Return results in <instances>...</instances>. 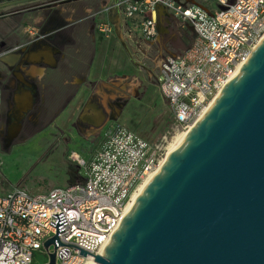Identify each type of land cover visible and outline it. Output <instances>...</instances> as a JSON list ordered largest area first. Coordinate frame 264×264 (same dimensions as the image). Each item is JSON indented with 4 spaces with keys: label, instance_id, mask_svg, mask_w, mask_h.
I'll return each instance as SVG.
<instances>
[{
    "label": "built area",
    "instance_id": "1",
    "mask_svg": "<svg viewBox=\"0 0 264 264\" xmlns=\"http://www.w3.org/2000/svg\"><path fill=\"white\" fill-rule=\"evenodd\" d=\"M197 1L204 8L194 0H118L114 5L148 40L158 36V19L164 17L157 5L181 28L193 29L187 49L154 61L160 89L182 129L201 118L264 38V0ZM97 27L113 33L108 21ZM166 154L163 145L112 121L85 157L73 152L85 169L83 181L46 193L24 188L0 193V264H33L38 253L47 257L44 264L51 263L53 253L55 264H88L94 254H103L134 193L161 169Z\"/></svg>",
    "mask_w": 264,
    "mask_h": 264
},
{
    "label": "water",
    "instance_id": "2",
    "mask_svg": "<svg viewBox=\"0 0 264 264\" xmlns=\"http://www.w3.org/2000/svg\"><path fill=\"white\" fill-rule=\"evenodd\" d=\"M93 256L97 264H264V38Z\"/></svg>",
    "mask_w": 264,
    "mask_h": 264
},
{
    "label": "crops",
    "instance_id": "3",
    "mask_svg": "<svg viewBox=\"0 0 264 264\" xmlns=\"http://www.w3.org/2000/svg\"><path fill=\"white\" fill-rule=\"evenodd\" d=\"M117 2L34 0L0 10V141H98L137 94L140 65L154 72L156 59L186 48L168 44L169 16L148 40ZM102 21L113 33L99 30Z\"/></svg>",
    "mask_w": 264,
    "mask_h": 264
},
{
    "label": "rangeland",
    "instance_id": "4",
    "mask_svg": "<svg viewBox=\"0 0 264 264\" xmlns=\"http://www.w3.org/2000/svg\"><path fill=\"white\" fill-rule=\"evenodd\" d=\"M188 30L181 29L185 36L192 37L185 49L195 36ZM136 72L140 81L138 92L124 104L119 121L148 141L163 145L167 151L174 137L185 129L178 128L156 71L150 73L140 65ZM93 145L94 141H14L13 144L0 141V193L8 194L17 188L46 193L55 187L83 181L85 169L73 158V152L85 157ZM46 261L47 257L38 253L33 264Z\"/></svg>",
    "mask_w": 264,
    "mask_h": 264
},
{
    "label": "bare ground",
    "instance_id": "5",
    "mask_svg": "<svg viewBox=\"0 0 264 264\" xmlns=\"http://www.w3.org/2000/svg\"><path fill=\"white\" fill-rule=\"evenodd\" d=\"M240 70V68H239ZM238 70V71H239ZM238 71L234 74V76L238 73ZM233 76V77H234ZM223 91V89L216 95V97L214 98L213 101H215V99H217V97L220 95V93ZM213 101L211 102V104L213 103ZM210 104V105H211ZM209 108V106L205 109V111L203 112V114L207 111V109ZM202 114V115H203ZM192 127V126H191ZM190 127V128H191ZM189 128V129H190ZM189 129H185L184 131L178 133L173 141L170 143L168 150H167V154L164 157V160L162 161V166L164 165V163L167 161L168 157L171 155V153L175 150V148L185 139L186 135L188 134ZM161 166V167H162ZM159 171V170H158ZM154 172L152 173L138 188V190L134 193L132 200L130 201L127 209L128 211L134 206V204L136 203L138 197L140 196V194L142 193V191L145 189V187L147 186V184L151 181V179L156 175V173L158 172ZM88 264H97V262L95 260H91Z\"/></svg>",
    "mask_w": 264,
    "mask_h": 264
},
{
    "label": "flooded vegetation",
    "instance_id": "6",
    "mask_svg": "<svg viewBox=\"0 0 264 264\" xmlns=\"http://www.w3.org/2000/svg\"><path fill=\"white\" fill-rule=\"evenodd\" d=\"M6 1L8 0H0V3H6ZM6 8L0 9V10H5ZM170 17V16H169ZM180 25L177 23V20L173 19L172 17H170V24H169V29L170 32H168L167 34H165L168 44L174 43L176 41H181L184 45H187L188 43H190L192 37L189 36H185L183 33H181V28ZM189 29L188 32H193V30L191 28H186ZM191 34V33H190ZM165 56V55H163ZM155 71V70H154ZM121 114V113H120ZM120 116V115H119ZM112 115L110 114L108 116V118H111ZM115 119V118H114ZM110 121H117V119L115 120H110Z\"/></svg>",
    "mask_w": 264,
    "mask_h": 264
}]
</instances>
